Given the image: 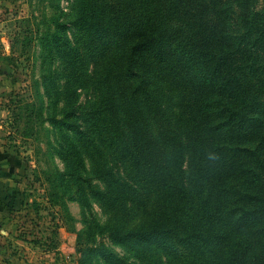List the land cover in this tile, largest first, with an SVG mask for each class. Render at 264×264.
<instances>
[{"label":"trees","instance_id":"1","mask_svg":"<svg viewBox=\"0 0 264 264\" xmlns=\"http://www.w3.org/2000/svg\"><path fill=\"white\" fill-rule=\"evenodd\" d=\"M230 1L214 0L204 15L195 12L200 0L84 3L83 16L92 20L90 51L105 71L99 102L105 108L89 118L98 117L96 110L104 113V130L89 134L90 146H100L98 135L102 139L97 175L105 190L98 196L110 213L104 231L112 242L132 247L144 264H264V156L220 159L224 143L217 141L219 124L211 118L213 83L225 86L233 70L243 83L259 51L248 52L260 37H251L255 4L234 0L224 6ZM194 24L200 34L188 36ZM145 102L164 117L177 119L178 111L188 118L170 136L160 127L157 136L145 137L150 127L137 118ZM235 155L241 175L232 173ZM118 168L124 177L115 174ZM104 253L110 263L121 259Z\"/></svg>","mask_w":264,"mask_h":264},{"label":"rangeland","instance_id":"2","mask_svg":"<svg viewBox=\"0 0 264 264\" xmlns=\"http://www.w3.org/2000/svg\"><path fill=\"white\" fill-rule=\"evenodd\" d=\"M86 1L0 0V152L9 155L6 173L14 194L5 204L8 222L0 221L8 234L0 237V264H144L132 247L112 242L104 231L110 213L98 196L105 190L97 175L104 160L102 139L98 135L100 146H90L89 134L105 128L100 112L105 107L99 104L105 71L100 72L90 51ZM213 1L200 0L195 12L204 15V7L214 8ZM251 2L257 10L251 37L260 36L256 46H248L249 54L259 50L252 57L255 65L245 69L243 83L236 70L225 86L213 83L211 118L219 124L217 141L224 143H219L220 159L231 153L264 156V0ZM187 34H200V26L194 24ZM142 104L137 118L150 127L145 137L157 136L160 127L170 136L173 126L188 118L178 111L177 119L164 117ZM98 108L92 121L91 111ZM234 157L232 173L241 175V157ZM114 172L125 176L120 168ZM104 249L121 259L106 261Z\"/></svg>","mask_w":264,"mask_h":264},{"label":"crops","instance_id":"3","mask_svg":"<svg viewBox=\"0 0 264 264\" xmlns=\"http://www.w3.org/2000/svg\"><path fill=\"white\" fill-rule=\"evenodd\" d=\"M10 164L9 155L0 152V221L2 222H8L9 220L10 213L5 204L14 196V194H10L11 186L8 181V167L11 166ZM2 201L4 203H2ZM0 235V237H4L8 234L0 229Z\"/></svg>","mask_w":264,"mask_h":264}]
</instances>
